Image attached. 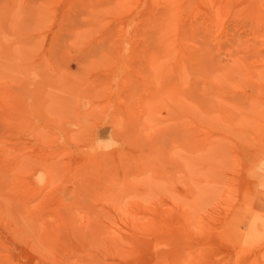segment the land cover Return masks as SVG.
<instances>
[{
    "label": "rangeland",
    "instance_id": "rangeland-1",
    "mask_svg": "<svg viewBox=\"0 0 264 264\" xmlns=\"http://www.w3.org/2000/svg\"><path fill=\"white\" fill-rule=\"evenodd\" d=\"M199 255L264 264V0H0V264Z\"/></svg>",
    "mask_w": 264,
    "mask_h": 264
},
{
    "label": "clouds",
    "instance_id": "clouds-1",
    "mask_svg": "<svg viewBox=\"0 0 264 264\" xmlns=\"http://www.w3.org/2000/svg\"><path fill=\"white\" fill-rule=\"evenodd\" d=\"M119 142L115 139H113L111 136H109L107 139H97L96 141V149L101 151H112L116 148H118ZM43 176L44 173H38L35 177L38 184H43Z\"/></svg>",
    "mask_w": 264,
    "mask_h": 264
},
{
    "label": "bare ground",
    "instance_id": "bare-ground-1",
    "mask_svg": "<svg viewBox=\"0 0 264 264\" xmlns=\"http://www.w3.org/2000/svg\"><path fill=\"white\" fill-rule=\"evenodd\" d=\"M111 132L114 133L113 130H112ZM113 133H112V135H113ZM114 134H115V133H114ZM125 134H126V133H125ZM115 135H116V134H115ZM136 142H137V141H136ZM143 145H144V144H143ZM151 146H152V144H151ZM154 146H157V148H159V149L161 148V145H160V144H156V145L154 144ZM158 146H159V147H158ZM143 147H145V145H144ZM152 148H154V147L152 146ZM116 149H117V148H116ZM153 150H154V149H153ZM160 150H161V149H160ZM114 151H115V149H114ZM155 151H157V150H156V147H155ZM148 157H149V156H148ZM121 158H122V157H121ZM122 159H124V157H123ZM145 161H146V158H145ZM118 162H119V161H118ZM113 163L116 164L115 161H114ZM113 163H111L110 165H112ZM114 164H113L112 166L115 167ZM120 164H121V163H120ZM120 164H119L118 168H120ZM140 164H141V163H140ZM140 164H139V165H140ZM110 165H108V166H110ZM116 166H117V164H116ZM125 166H128V165L126 164ZM142 166H144V165L142 164ZM142 166H141V167H142ZM147 166H148V165H147ZM121 167H123V164L121 165ZM107 168L109 169V172L111 171V169L113 170V167H107ZM118 168L115 167V170L118 171V170H119ZM125 168H126V167H125ZM125 168H124V170H125ZM127 168H128V167H127ZM127 168H126V170H127ZM108 169H107V171H108ZM124 170H123V171H124ZM117 171H116V172H117ZM116 172H114V173H116ZM114 173H109V175H111V174L113 175ZM124 173H125V171H124ZM116 174H117V173H116ZM116 174H114V175H116ZM107 175H108V174H107ZM112 175H111V176H112ZM164 221H165V220H164ZM154 223H155V222H153V226H154ZM158 226L160 227V225H158ZM158 226H157V228H158ZM164 226H165V225H164ZM164 226L161 227V229H163ZM157 228H155V229H157ZM166 228H168V227H166ZM166 228H164V230H166ZM159 229H160V228H159ZM159 229H158V230H159ZM170 254H171V253H170ZM172 255H173V252H172ZM199 256H200V255H199ZM201 257H202V255L200 256L199 259H201ZM197 259H198V258H197ZM196 261H197V260H196ZM196 261H195V262H196ZM200 262H201V264H202V263H203V260L201 259ZM200 262H199V263H200Z\"/></svg>",
    "mask_w": 264,
    "mask_h": 264
}]
</instances>
